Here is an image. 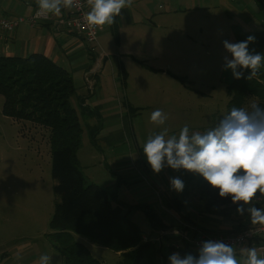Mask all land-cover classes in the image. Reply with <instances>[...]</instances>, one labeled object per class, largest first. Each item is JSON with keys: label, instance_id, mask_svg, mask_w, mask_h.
<instances>
[{"label": "rangeland", "instance_id": "rangeland-1", "mask_svg": "<svg viewBox=\"0 0 264 264\" xmlns=\"http://www.w3.org/2000/svg\"><path fill=\"white\" fill-rule=\"evenodd\" d=\"M184 2L191 4L175 7L171 12L165 5L168 0L154 2V11L164 16L154 30V48L149 49L151 44L143 43L134 57L124 60L130 71L126 88L118 89L117 69L114 71L106 65L103 71L102 76L110 81L111 100L105 107L118 115L127 113V108L130 110L126 114L130 120L129 131L126 133L123 129L111 138L116 139L112 147L103 149L93 144L90 133L93 124L82 117L72 99L83 127L77 157L87 181L106 190L115 187L120 177L112 156L117 162L131 164L148 137L164 128L168 129L169 136H178L185 125L190 133L202 134L218 125L226 116L239 80L231 69L224 68V57L232 58L224 47V40L235 43L255 36L249 48L264 53V0ZM251 103L252 100L245 108ZM2 109L0 95V264H40L44 254L52 257V264H63L50 235L54 233L50 222L60 198L54 191L56 181L52 176L49 132L29 121H15L4 115ZM155 109L165 113L164 125L150 120ZM103 130L108 133L106 125ZM144 160L148 162L147 158ZM169 170L189 180L200 176L185 169L169 167ZM149 193L153 198L158 197L154 189ZM133 220L144 234L155 237L143 211L137 210ZM72 236L103 264H118L119 253L80 235Z\"/></svg>", "mask_w": 264, "mask_h": 264}, {"label": "trees", "instance_id": "trees-1", "mask_svg": "<svg viewBox=\"0 0 264 264\" xmlns=\"http://www.w3.org/2000/svg\"><path fill=\"white\" fill-rule=\"evenodd\" d=\"M243 72L226 115L233 107L245 108L251 100L264 108V69L251 79L247 78L250 70ZM0 95L3 96L4 115L15 121L35 123L49 132L52 176L56 181L54 191L60 198L50 222L54 230L50 235L62 255L63 264H103L83 243L74 241L72 234L119 253L118 264H170L169 256L173 253H179L181 257L187 254L199 256V250L188 245L171 246V236L157 239L161 231L170 229L172 225L166 224L152 206L146 203L126 204L118 198V187L109 192L84 177L77 157L83 127L71 103L72 99L79 100V97L73 78L66 69L40 53L28 57L0 56ZM91 113L97 118L96 123L90 126L96 146V137L102 127L101 116L91 108H82V117ZM183 181L186 182L185 188L191 189V197L203 216L231 219L241 215L237 208L242 202L233 203L230 197H220L219 189L211 186L202 175L190 180L184 177ZM172 204L178 213L185 209V204L179 199ZM256 204L264 207V197H260ZM130 210L143 211L158 237L144 234L127 213ZM185 221L197 229L195 221L188 217ZM179 228L189 233L182 224ZM239 229L226 233L243 230Z\"/></svg>", "mask_w": 264, "mask_h": 264}, {"label": "crops", "instance_id": "crops-1", "mask_svg": "<svg viewBox=\"0 0 264 264\" xmlns=\"http://www.w3.org/2000/svg\"><path fill=\"white\" fill-rule=\"evenodd\" d=\"M85 1L87 2V0ZM155 1L157 0H134L131 8L122 9L121 16L116 18L113 25H105L102 30L99 28V51H105L106 53H104L107 54L105 57L91 51L84 37L67 27L66 19L70 15V9H62L59 16L49 13L47 20L35 26L28 23L20 24L9 35L7 41L0 43V56L28 57L40 53L66 69L73 78L80 100L74 99V102L81 114L83 107L91 108L100 114L102 127L96 137V143L99 147L107 149L115 143L116 139L111 138H115L123 129L128 133L130 120L127 119L126 114H130V110L127 108V113L121 112L118 115L116 111L105 107L111 100L110 81L102 74L106 65L114 71L117 69L118 82L116 84L118 89L127 87L130 71L124 60L134 57L143 43L147 44L148 42L151 44L149 49L154 48V30L159 27L158 22L161 17H164L154 11ZM174 1L177 0H168V4H165L169 12L175 7L191 4V2L187 4L184 2L185 0H181L180 3ZM37 7V0H0V15L9 18L28 17ZM87 7L90 11L88 3ZM115 87L117 86L115 85ZM94 115L91 113L90 116L87 115L84 118L94 125L97 120ZM118 120H121V123H113ZM105 125L108 127V133L103 130ZM138 150V158L131 164L117 162L116 157L112 156L113 160H111L118 171L120 181L108 191L111 192L118 187L117 195L121 201L129 205L149 204L166 224L172 225L171 228H179L182 224L185 228L187 227L189 233L205 230L210 234H227L226 232L235 231L239 227L240 231L248 226H253L247 212L239 217L233 216L231 219L203 216L197 202L191 197L190 189L184 188L181 193L171 188L170 178L178 176L176 171L171 173L169 167H165L159 174L155 173L150 164L144 160L146 156L143 149L139 147ZM180 179L183 180L182 177ZM153 189L158 194L157 198H153L149 193ZM175 199H179L185 204L184 213L177 212L172 204ZM157 201L158 203H156ZM256 206L263 207L258 204ZM116 210L119 208L116 207ZM127 213L132 219L136 215V211L130 210ZM186 217L195 221L197 229L189 226L191 224L185 221ZM155 237H158V234ZM173 237L171 236L170 241ZM243 247H255V245L248 242ZM241 248L236 250L237 259L239 264H244L245 257L241 255ZM258 255L260 256L259 252Z\"/></svg>", "mask_w": 264, "mask_h": 264}, {"label": "clouds", "instance_id": "clouds-1", "mask_svg": "<svg viewBox=\"0 0 264 264\" xmlns=\"http://www.w3.org/2000/svg\"><path fill=\"white\" fill-rule=\"evenodd\" d=\"M134 0H87L90 11L85 19L89 28L111 26L121 16L122 9L131 8ZM42 14L59 16L62 9L80 6V0H37ZM255 36H248L240 42L224 40L223 44L231 59L224 57L225 70L231 69L236 79L243 77L241 70H250L251 79L264 67V53L249 48ZM166 115L161 109H155L150 120L164 125ZM143 153L153 171L159 174L166 166L174 170L185 169L202 175L211 186L219 189L222 198L238 203L237 211L247 212L252 225L264 226V207H257L260 197H264V108L253 102L248 108L233 107L218 125L205 133H190L185 125L179 135L168 134L164 128L149 136L143 144ZM171 188L183 192L185 182L170 178ZM259 193V197L257 194ZM247 205V208H245ZM252 235L255 232L250 230ZM245 257L244 264H264V258L258 255L255 247L241 248ZM170 264H239L236 249L223 241L207 240L199 248V256L179 253L169 256ZM40 264H52V257L44 254Z\"/></svg>", "mask_w": 264, "mask_h": 264}, {"label": "built area", "instance_id": "built-area-1", "mask_svg": "<svg viewBox=\"0 0 264 264\" xmlns=\"http://www.w3.org/2000/svg\"><path fill=\"white\" fill-rule=\"evenodd\" d=\"M38 11L39 6L28 17L19 16L16 18H9L0 15V43L7 41L9 35L20 24L28 23L31 26H35L49 18V14H42L37 18L36 13ZM88 11L87 2L85 0H80L79 7L70 9V15L66 19V25L70 30L75 31L84 37L85 41L90 46L91 51L97 53L101 57H105L107 55L103 51H99V28H89L85 19ZM251 229L255 232V235L251 234ZM191 233H186L180 228H170L166 231H161L157 239L163 236H174L175 238L169 243L171 246L181 247L184 244L195 250H199L202 242L207 240L223 241L227 244L233 245L236 250H239L246 243L251 242L255 245L261 258H264V226L253 225L234 234H210L203 231H192ZM144 240H148V238L144 237Z\"/></svg>", "mask_w": 264, "mask_h": 264}]
</instances>
